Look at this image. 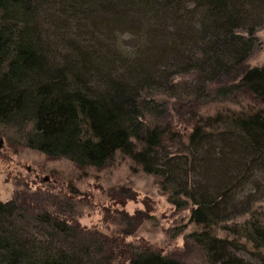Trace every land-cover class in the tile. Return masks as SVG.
I'll list each match as a JSON object with an SVG mask.
<instances>
[{
    "label": "trees",
    "instance_id": "1",
    "mask_svg": "<svg viewBox=\"0 0 264 264\" xmlns=\"http://www.w3.org/2000/svg\"><path fill=\"white\" fill-rule=\"evenodd\" d=\"M261 28L264 0H0V139L78 169L125 158L189 209L208 263L264 264ZM41 194L0 200V264H185L108 254Z\"/></svg>",
    "mask_w": 264,
    "mask_h": 264
},
{
    "label": "rangeland",
    "instance_id": "2",
    "mask_svg": "<svg viewBox=\"0 0 264 264\" xmlns=\"http://www.w3.org/2000/svg\"><path fill=\"white\" fill-rule=\"evenodd\" d=\"M256 35L258 41L247 60L251 66L264 65V28ZM231 105L228 102L207 108ZM0 140L1 201L23 196L19 195L22 191H39L47 197L36 204L37 209L102 236L104 248L112 250L108 254L117 253L121 241L158 251L185 264H210L201 248L188 237L197 229L189 221V209L170 204L156 177L144 174L127 159L116 157L100 170L78 169L66 159L48 158L29 149H10L4 139ZM245 195L242 193L237 199L243 201ZM260 204L264 208V199L253 207ZM237 257L249 258L242 253H237Z\"/></svg>",
    "mask_w": 264,
    "mask_h": 264
},
{
    "label": "water",
    "instance_id": "3",
    "mask_svg": "<svg viewBox=\"0 0 264 264\" xmlns=\"http://www.w3.org/2000/svg\"><path fill=\"white\" fill-rule=\"evenodd\" d=\"M0 144H1V140H0Z\"/></svg>",
    "mask_w": 264,
    "mask_h": 264
}]
</instances>
